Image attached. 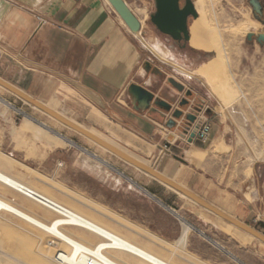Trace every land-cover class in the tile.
<instances>
[{
  "label": "rangeland",
  "instance_id": "obj_1",
  "mask_svg": "<svg viewBox=\"0 0 264 264\" xmlns=\"http://www.w3.org/2000/svg\"><path fill=\"white\" fill-rule=\"evenodd\" d=\"M260 1L264 12V0ZM127 2L143 20L146 38L140 36V39L151 63L173 61L189 70L204 62V76L207 80H216L212 64L206 62L209 58L202 49L181 50L177 47L170 50L171 39L160 33L150 20L155 11L154 0ZM203 2L206 22H211L221 34L218 48L225 65V92L217 97L204 79L203 85L195 79L197 77H189L179 70L178 76L181 80L197 82L195 86L210 100L211 106L231 118L238 129L236 150L244 151L248 147L257 158L264 159V39H258L264 31L257 24L264 26V15L258 16L249 0ZM251 32L254 35L249 39ZM164 67L167 69V65ZM0 98V169L4 172L173 264H264V242L260 239L210 213L181 193L159 187L158 183H148L152 177L1 85ZM38 101L47 106L51 103L50 100ZM76 120L103 139L119 142L132 151L125 143L124 133L102 131L92 118ZM138 158L152 163L145 157ZM250 158L253 159L251 155ZM183 176L188 182L195 178L193 173ZM146 183L151 188H161L162 197L173 202L176 211H169L164 201L143 190ZM0 196L46 222L59 216L42 203L4 184H0ZM172 214H177L180 221ZM184 222L192 226L191 233H196L182 245L178 239ZM245 223L264 234L261 216ZM67 228L89 240L92 238V242L98 240L82 229ZM37 244L42 248L45 261L39 258ZM65 249L66 246L53 235L7 211H0V264H51L56 253ZM29 250H33L32 253Z\"/></svg>",
  "mask_w": 264,
  "mask_h": 264
},
{
  "label": "crops",
  "instance_id": "obj_2",
  "mask_svg": "<svg viewBox=\"0 0 264 264\" xmlns=\"http://www.w3.org/2000/svg\"><path fill=\"white\" fill-rule=\"evenodd\" d=\"M198 3L222 60L220 30L206 22L204 2ZM140 20L141 33L135 35L108 0H0V77L38 100H50L48 106L77 124L76 118H92L102 131L124 133L132 151L112 140L117 147L137 159L151 160L145 163L230 215L243 222L256 216L264 221V159L248 147L236 150L237 126L211 106L197 82L179 78L178 64L160 60L146 67L149 57L141 44L140 36L146 37ZM203 64L186 70L203 85L204 79L217 97L224 94L225 65L221 76L207 80ZM132 85L147 93L136 96ZM150 97L159 112L142 103ZM160 101L171 104V109L157 105ZM191 104L208 109L210 141L179 139L170 147L172 155H160L163 144L172 138L170 131L182 134L190 124L183 113ZM176 110L182 111L180 117L174 116ZM171 119L173 127L168 125ZM185 173L195 174L194 180L186 181ZM152 179L148 183L170 188ZM148 183L143 190L164 201L169 211L175 210L174 203L162 197L161 188ZM194 233L189 232L186 244Z\"/></svg>",
  "mask_w": 264,
  "mask_h": 264
},
{
  "label": "bare ground",
  "instance_id": "obj_3",
  "mask_svg": "<svg viewBox=\"0 0 264 264\" xmlns=\"http://www.w3.org/2000/svg\"><path fill=\"white\" fill-rule=\"evenodd\" d=\"M195 22H196V26L198 28L197 34L194 36V38L197 41V45L201 49L216 52L215 58H216V62H217V67L219 69L217 72V76H221L223 73V65H222L221 57L219 56V53H218L217 48L215 46L214 39H213L212 35L210 34V32L208 31V29L206 28V26L201 22L200 16L195 20ZM137 34H139V33H137ZM194 38L191 37V40ZM156 47H157V45H156ZM183 74H185V73H183ZM186 75L188 76L189 74H186ZM132 92L136 96H139L141 94L140 90L137 87H132ZM142 103L145 104V101L142 100ZM36 108H38V107H36ZM51 109H53V108H51ZM43 112H45V111H43ZM59 114H61V113H59ZM49 116H51V115H49ZM51 117H53V116H51ZM54 119H56V118H54ZM67 119H69V118H67ZM57 121H59V120H57ZM60 123H62V122H60ZM63 125H65V124H63ZM107 142H109V141H107ZM109 143L113 144L112 142H109ZM113 145H115V144H113ZM102 148L104 150H107L104 147H102ZM107 151H109V150H107ZM149 176H151V175H149ZM16 178L13 177V175L11 176L9 173H6L2 169H0V184H4L10 188H13V189L17 190L18 192L28 196L29 198H32V199L42 203L46 207H48L51 210H53L54 212H56L59 216L51 219L49 222H46L44 219H41L40 217H38L36 214L20 207L21 205L17 206L15 204H13L12 202H10V200H7L1 196H0V211L4 210V211H7V212L21 218L22 220L26 221L27 223H30L31 225L35 226L36 228H38V229H40V230H42V231H44L50 235H53L62 244H64L66 246L65 250H59L56 253V255L54 256L53 262H51V264H56L54 262V260L57 261L59 264H173L170 261L165 260L164 258L160 257L159 255L153 253V251L146 249V247L144 248L143 246L131 241L130 239L126 238L125 236L116 233L115 230H114L115 231L114 232L113 229L111 230V228L109 229L108 227H105V225L103 226L99 222H97L91 218H88L85 215L80 214L79 212H76V211L68 208L67 206L63 205L62 203L58 202L57 200H54V198L52 199V198H50V196L48 197L47 195L41 193L40 191L30 187L28 184L26 185L25 183H23V181H19V178H17V179ZM27 190L31 191L32 194L29 193ZM183 196H185V195H183ZM185 197L190 199L187 196H185ZM46 199L51 201V202L56 203L57 206L47 202ZM70 226L76 227L78 229H82V230L86 231L85 232L86 234L88 233L89 235H93L98 240L92 242L91 237H90L91 239L89 240L86 236L79 235V234L75 233L74 231L69 230L67 227H70ZM190 230H191L190 225L188 223L184 222L181 235L178 239V242L180 244H182V245L186 244ZM40 241L42 242L43 240L40 239ZM36 248H37V252L39 254L40 260L45 261L44 260L45 259L44 254L42 252V248L40 247V245L37 244ZM32 251H30V252L32 253ZM41 264H43V262ZM47 264H49V262Z\"/></svg>",
  "mask_w": 264,
  "mask_h": 264
},
{
  "label": "water",
  "instance_id": "obj_4",
  "mask_svg": "<svg viewBox=\"0 0 264 264\" xmlns=\"http://www.w3.org/2000/svg\"><path fill=\"white\" fill-rule=\"evenodd\" d=\"M110 4L113 6L115 11L120 15V17L124 20L126 25L129 29L134 33H141L142 23L139 17L135 14L132 8L129 6L126 0H109ZM250 5L253 7L254 11L258 16L263 15V6L260 0H249ZM195 0H154L155 4V11L150 15L151 23L155 26V28L162 34L169 37L172 41V44H168L170 50L173 48L179 49H187V48H195L191 45V25L190 19L192 18L193 21L199 17V12L195 5ZM264 30V26H263ZM254 35L253 32L249 34V39ZM259 40L264 39V32H260L258 36ZM183 43V44H181ZM204 54L210 59L216 56L215 51H208L202 49ZM151 62H146V67H151ZM0 85L4 88L8 89L9 91L13 92L14 94L18 95L25 101L29 102L30 104L38 107L39 109L45 111L47 114L53 116L66 126L72 128L73 130L79 132L80 134L86 136L87 138L91 139L95 143L99 144L100 146L106 148L111 153L125 161L126 163L138 168L139 170L145 172L146 174L151 175L154 179L158 180L159 182L169 186L170 188L174 189L178 193H182L183 195L189 197L192 201L197 203L198 205L202 206L203 208L207 209L208 211L218 215L225 221L233 224L234 226L240 228L241 230L253 235L254 237L260 239L264 242V234L256 230L255 228L251 227L247 223L241 221L240 219L230 215L229 213L223 211L222 209L218 208L217 206L213 205L212 203L208 202L203 197L199 196L197 193L193 192L189 188L185 187L184 185L180 184L179 182L175 181L174 179L166 176L161 171H159L156 167L150 166L145 162L131 156L127 152L123 151L122 149L118 148L117 146L107 142L106 140L102 139L101 137L97 136L93 132L89 131L88 129L84 128L83 126L67 119L63 115L59 114L55 110L49 108L42 102L36 100L31 95L27 94L25 91L19 89L18 87L14 86L13 84L9 83L8 81L4 80L0 77ZM132 87H137L132 85L130 90L132 92ZM140 90V97L147 92H144L141 88L137 87ZM153 97H150L149 100L145 103L146 109L151 111L159 112L160 110L157 107L151 105ZM157 105L165 108L166 110L171 109V104L166 101L157 102ZM182 114L181 110H176L174 112L175 117H180ZM165 114H163V119H165ZM168 125L173 127L175 125V121L171 119L168 122ZM194 134H192L190 141H193Z\"/></svg>",
  "mask_w": 264,
  "mask_h": 264
},
{
  "label": "built area",
  "instance_id": "obj_5",
  "mask_svg": "<svg viewBox=\"0 0 264 264\" xmlns=\"http://www.w3.org/2000/svg\"><path fill=\"white\" fill-rule=\"evenodd\" d=\"M208 109L204 107H193L192 104L183 115L187 117L186 120L190 121L188 127H184L185 130L182 134L170 131L172 138H168L166 143L163 145L160 155L171 154V145L179 139L190 140L192 134H194L193 141L197 140L201 143H208L211 138L212 132V120L207 114ZM187 114V115H186ZM182 115V116H183ZM28 191V190H27ZM32 194L31 191H28ZM147 192V191H146ZM47 202L57 206L56 203L46 199Z\"/></svg>",
  "mask_w": 264,
  "mask_h": 264
},
{
  "label": "flooded vegetation",
  "instance_id": "obj_6",
  "mask_svg": "<svg viewBox=\"0 0 264 264\" xmlns=\"http://www.w3.org/2000/svg\"><path fill=\"white\" fill-rule=\"evenodd\" d=\"M195 5H196V8H197V10H198V12L200 13L199 14V16H200V19H201V22L205 25V23H204V21H203V13H202V10H201V7H200V5H199V3H198V0L196 1V3H195ZM264 13V12H263ZM264 15V14H263ZM264 20V19H263ZM192 21H193V19L191 18L190 19V24L192 23ZM256 23V22H255ZM258 25H259V27L263 30V26L262 25H260L259 23H257ZM206 26V25H205ZM207 28V27H206ZM197 26H196V22H195V20L193 21V23H192V25H191V34H192V38H194V36L197 34ZM264 31V30H263ZM181 44H183V43H181ZM191 45L193 46V47H195V48H197V49H201V48H199L198 47V45H197V41H196V39L194 38V39H192L191 40ZM163 46V45H162ZM177 47L179 48V46L177 45ZM191 49V48H190ZM206 62H208L209 64H212V67H213V73L217 76V72H218V67H217V62H216V58L214 57V58H212V59H210V60H208V61H206ZM179 67V71L180 72H182V73H185V74H189V76H193V74L192 73H190V72H188L187 70H185V69H183L181 66H178Z\"/></svg>",
  "mask_w": 264,
  "mask_h": 264
}]
</instances>
